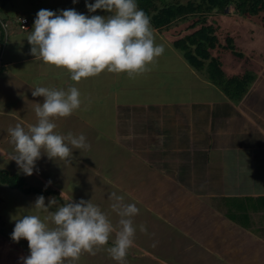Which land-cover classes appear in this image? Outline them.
<instances>
[{"label":"rangeland","instance_id":"374dc122","mask_svg":"<svg viewBox=\"0 0 264 264\" xmlns=\"http://www.w3.org/2000/svg\"><path fill=\"white\" fill-rule=\"evenodd\" d=\"M7 1L13 2L5 0L4 3H8ZM37 1L39 3L35 4L34 0H16L21 8L19 14H25L31 19L36 18L41 7L58 14L57 5L62 4L55 0ZM34 5L41 7L35 10ZM170 5H173L176 18L197 13L199 10L206 13L199 16V19L203 20L200 25L205 27L210 26V21H213L210 19V10L214 12L217 9L216 1L211 0H156L150 8V14L154 13L156 16V11ZM227 9L236 13L233 5ZM218 11L216 26H220V29L218 28L216 35L220 43L226 44L229 34L234 38L237 50L230 46L228 48L239 51L236 56L228 51L222 53L223 69L228 73H236L254 63L255 67L259 66L260 57L249 51L256 46V34L257 39H260L257 42H262L264 32L253 25L258 24L264 28V17L249 12L231 16L223 13L219 6ZM245 15H250L252 21H247ZM12 18H18L16 13ZM161 20L169 21L170 18L166 16ZM191 23L192 20L189 19L179 26L183 29ZM2 26L0 51L4 54L12 50L9 46L17 41L13 32L3 24ZM249 31L250 34L247 33ZM183 36L193 38L195 44H200L202 38V45L207 47L206 49L213 48V45L208 46L206 34L201 38L189 33ZM21 45H24L20 50L22 54L31 49L27 39L23 40ZM193 45L189 44L188 50L194 51ZM212 50L214 53H220V47ZM17 51L18 49H13L12 53ZM157 62L155 61L156 64ZM159 63L166 69L163 60ZM40 64L43 68L36 67L37 62L0 68V126H4L0 128V145L6 152L13 153L14 147L10 143L8 129L20 124L27 131L30 125L37 123L35 103H43V97H33L32 90L36 87H47L66 91L74 86L81 93L80 108L68 117H54L52 122L56 124L55 132L63 136L68 133L73 136L83 134L89 147L86 150L73 149L69 162L59 158L51 159L42 153L36 161L32 175H25L14 160L8 161L0 156V171L21 175L23 185L28 188H36L38 191L53 189L56 192L25 193L20 188H11L0 179V253L6 251V264H23L22 258L30 254L26 239L15 242L11 238L17 219L23 215H37L51 227V221L45 218L66 202L64 197H72L71 202L90 200L116 225L119 217L111 209L113 201L109 198L113 192L124 196L125 203H134L139 209V214L133 218L136 228L135 243L128 250L122 264H264V237L258 239L237 226L236 220L226 218L215 205L198 196L201 190L199 187L181 186L176 181L180 180L176 171L179 158L174 149L178 142L177 136L168 132L173 127L170 124L168 107L160 106V117L152 121L148 110L154 106L122 102L126 99L155 97L157 91L153 93L139 90L141 85L144 87L151 81V75L135 78L116 75L115 82L110 86L111 73L105 70L97 76L82 78L77 83L70 79V73L66 69L42 61ZM178 75L176 79L182 80L183 74ZM155 77L158 78V75ZM137 78L140 81L136 85L132 84V80ZM121 82L124 85H121ZM102 89L107 91L99 93ZM117 89L118 91H114ZM98 96L102 99L98 100ZM115 97L117 101L114 100ZM27 103H30V107L26 106ZM20 118L23 120L20 121ZM118 118L123 122L122 129L130 130L127 135L129 138L137 135L133 143L135 147L127 143L128 138L124 141L117 139L118 133L114 123H118ZM112 119L114 121H111ZM149 146H153V151L148 150ZM164 166L174 170H163ZM40 195L44 196L46 207L50 197L59 203L49 207L48 211L38 209L34 204ZM140 225H144L147 231L141 232ZM113 240L114 234L96 255L83 253L79 260H67L65 264H120L113 260L107 251V248L113 245ZM4 260L0 254V264H5Z\"/></svg>","mask_w":264,"mask_h":264},{"label":"crops","instance_id":"0c3cea01","mask_svg":"<svg viewBox=\"0 0 264 264\" xmlns=\"http://www.w3.org/2000/svg\"><path fill=\"white\" fill-rule=\"evenodd\" d=\"M55 1L62 3L57 5L58 14L63 10L74 9L88 17L111 15L110 12L101 9L90 13L85 6L86 2L91 4L95 0H76V3H73V0H66L69 4L63 0ZM34 3L39 2L34 0ZM53 5L56 6V4ZM0 6L2 7V16L7 17L4 26L13 32L17 41V43H12L9 49H18L15 53H12V50H7L8 52L2 54L0 51V68L27 62H37L38 66L36 67L43 68L40 60L30 54V50L24 51L23 54L20 51L24 48V45L21 44L30 34L36 18L31 19L25 14H19L21 8L16 0ZM33 8L39 10L36 5ZM227 8L224 11L227 14L240 16L238 13L230 12L231 10ZM155 10L153 9V11ZM14 13L17 17L28 19L27 29L20 28L19 21L12 18ZM153 14L146 15L150 18L151 26L155 29L156 44L164 47L163 54L156 61L163 60L166 69L161 63L157 62L159 67L154 62L149 65V71L134 75L133 78L151 75V81L144 87L142 85L140 89L138 86L136 87L144 92L152 91L154 93L157 91V95L150 98L126 99L122 102L154 106L153 109L148 110L152 115V121H156L157 117H160L159 107L167 106L170 111V124L173 126L172 130L168 132L172 136H177L176 142H178V146L174 149L179 158V162H176L178 165L176 171L181 178L176 181L181 186L187 187H198L201 183L200 187L203 190L199 192L198 196L215 205L226 218L236 220L238 224H235L248 234H253L260 239L264 237V34L260 43L257 42L260 39H257L256 34V46L249 51L260 57L259 66L255 67L256 63H254L236 73H228L223 69L221 55L224 51H228L236 56L239 51L228 48L230 46L237 50L234 38L229 34L226 39L227 43H220L219 37L216 35L220 29V26L219 29L216 26L219 13L210 12V19L213 20L210 21V24L214 36L216 35L212 49L220 47V53H214L212 49L208 48L206 49L207 57H204L199 43L195 44L193 38L183 36L186 33L195 36L198 29L206 28L205 25H200L203 20L199 19L200 15L204 16L206 13L193 12L169 21L158 20ZM259 15L264 17L263 14ZM245 18L247 21H252L250 15H245ZM189 19L192 20V23L181 29L179 25ZM253 27L264 32V28L258 24H254ZM247 33L250 34V31ZM246 37L248 38V35ZM189 44H194V51L188 50ZM26 48L29 47L26 46ZM211 59L218 61L219 68L225 78L250 75L253 78L252 81L249 82V78V80L246 79L247 82L244 81L245 84L239 85L243 89L240 92L236 91L237 86L230 85L226 81L215 82L210 78L211 71L209 72L208 61ZM180 72L183 74L182 80L176 79L178 74H181ZM110 75L112 77L110 86L115 82L116 75L119 77L128 76L126 73H111ZM155 75H158V78ZM139 81L138 78L133 79L132 84L136 85ZM121 85L124 84L121 82ZM104 91L107 90L102 89L99 93ZM114 91H118V89ZM97 98L98 100L102 99L99 96ZM114 100L118 99L115 97ZM26 106L30 107V103H27ZM21 120L23 118H20ZM2 127L0 126V128ZM114 128H116L115 123ZM0 149L5 151L1 145ZM179 151L187 152L189 156L178 155ZM180 168L184 169L183 174H180ZM5 252L3 250L0 254L6 264Z\"/></svg>","mask_w":264,"mask_h":264},{"label":"clouds","instance_id":"9594fccd","mask_svg":"<svg viewBox=\"0 0 264 264\" xmlns=\"http://www.w3.org/2000/svg\"><path fill=\"white\" fill-rule=\"evenodd\" d=\"M85 6L90 13L101 9L111 15L88 17L74 9L60 14L39 10L26 37L31 45L30 54L45 64L66 69L70 79L77 83L105 70L126 73L132 78L149 71V65L163 54V45L155 42L150 18L138 8L136 0H95L91 4L86 2ZM32 96L43 97V103H35L37 123L27 131L20 124L10 127L8 133L14 151L0 149V156L14 160L25 175L33 174L42 153L69 162L73 149L89 147L83 134L63 136L55 132L56 124L52 122V118L68 117L80 108L81 93L76 87L66 91L36 87ZM109 198L113 201L111 209L119 217L116 225L90 200L71 202L72 197H64L66 202L45 218L51 221V227L37 215L17 219L11 238L15 242L26 239L30 252L22 258L23 264H65L67 260H79L83 253L96 255L113 234V245L107 251L122 264L135 243L133 218L139 209L134 203H125L124 196L115 192ZM58 203L50 197L46 207L45 198L40 195L34 206L48 211ZM140 231L147 229L140 225Z\"/></svg>","mask_w":264,"mask_h":264},{"label":"trees","instance_id":"16d2710c","mask_svg":"<svg viewBox=\"0 0 264 264\" xmlns=\"http://www.w3.org/2000/svg\"><path fill=\"white\" fill-rule=\"evenodd\" d=\"M0 1H2L1 4H4V2H5V0H0ZM155 1L156 0H136V3L138 5V8L143 10L145 12V14H150V8H151V6L154 5ZM211 1L212 2L216 1L217 5H215V6L217 9L215 11L217 13H219L218 6L224 12L227 7L233 5L235 7L236 13H238V14H242L244 12H246V14H248V12H249V14L250 13L256 14V15L263 14V16H264V0H211ZM162 8H164V7H162ZM1 10H2V7L0 8V13H1ZM212 11L213 10H210V12H212ZM182 12H184V11H182ZM166 16L172 20L174 18H176L173 5L165 7L164 9L158 11V14L155 16V18H158V20H161L162 18H164ZM6 22H7V19H5L2 15H0V29L3 28L2 24L5 25ZM204 34H206V36L208 35V37L206 39V41H208L207 42L208 46H212L215 37L213 34V28H212L211 24H210V26H208L206 28H200L199 30H197L195 32V37L201 38L202 36H204ZM203 41H204V39L201 38L200 39V42H201L200 45L202 47H200V48L203 50L204 57H207L208 56V53L206 50L207 47L202 45V43H204ZM208 62L210 65L209 72L211 71L210 78L217 83L218 82L221 83V82L226 81L230 85L237 86L236 91L239 90V92H240L241 90H243L242 88H240L239 85H242V83L245 84L244 81L247 82V80H249V78H250L249 82H251L253 79L252 76H250V75L234 76L233 78H231L232 77L231 76V77L225 78L224 75L222 74L220 68H219L218 61L211 59ZM242 93H243V91H242ZM118 123L116 124L117 133H118L117 139L119 141H124L128 138L129 142L127 141V143H130L132 146L135 147V145H133V143H135L137 135L129 138L127 135L130 134V130L127 131V129H122L123 122L120 119L118 120ZM148 150L153 151V146H149ZM179 155L189 156V153H187V152L181 153L179 151ZM163 170H170V171L172 170L173 171L174 169H169L167 166H164ZM180 170H181L180 174H183L184 169L180 168ZM171 172H168V173H171ZM0 179L3 183L9 185L11 188H18V189L20 188L25 193H31V192H36V193L41 192V193H45V194L56 193L55 190H53V189H48V190L45 189L44 191H41V190L38 191L36 188H32V187L28 188V187L24 186L23 185L24 180L21 177V175H19V174L10 175V174H7L6 172L0 171ZM184 183H187V182L184 181ZM199 185L201 186V183ZM200 186H198L201 189V190H199V192L203 190V188ZM0 201H2V197H0Z\"/></svg>","mask_w":264,"mask_h":264},{"label":"built area","instance_id":"2783aa9c","mask_svg":"<svg viewBox=\"0 0 264 264\" xmlns=\"http://www.w3.org/2000/svg\"><path fill=\"white\" fill-rule=\"evenodd\" d=\"M17 20L20 23L21 29H27L28 28V19L26 17H18Z\"/></svg>","mask_w":264,"mask_h":264}]
</instances>
